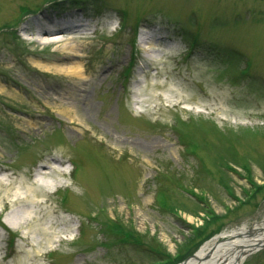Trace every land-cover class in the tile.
Returning <instances> with one entry per match:
<instances>
[{
    "label": "rangeland",
    "instance_id": "374dc122",
    "mask_svg": "<svg viewBox=\"0 0 264 264\" xmlns=\"http://www.w3.org/2000/svg\"><path fill=\"white\" fill-rule=\"evenodd\" d=\"M43 1L0 0V264H176L264 221V0Z\"/></svg>",
    "mask_w": 264,
    "mask_h": 264
},
{
    "label": "bare ground",
    "instance_id": "6f19581e",
    "mask_svg": "<svg viewBox=\"0 0 264 264\" xmlns=\"http://www.w3.org/2000/svg\"><path fill=\"white\" fill-rule=\"evenodd\" d=\"M72 15L74 14L71 12H66L65 14L62 13L63 17L60 21H51V16L47 13H40L39 15L34 16L32 20L35 21V23H33V28L36 38L41 36L62 37L64 33L69 34L71 32H81L83 28L80 27V23L74 22V24H72L64 20L69 19ZM70 37L71 36H67V38ZM67 38L59 40L62 41L59 49L66 52H75L72 45L67 42ZM162 38H164V35L162 34H147L139 39V43H141V47L146 58L153 60V54H161V49L157 48L155 45H158ZM56 42H58V40H56L55 43ZM149 60L147 63H149ZM145 65L147 64H144V66ZM77 68L75 67V70H68V73H74L73 75H75L77 69L81 74L80 68L78 66ZM54 69L60 71V67L56 66ZM42 169H44V171H41ZM42 169H40V172L46 173V169H49V167L45 165ZM53 170L55 169L50 168V171L53 172ZM262 244H264V221L251 226L242 224L240 226L224 230L214 237L204 241L200 244L192 256L176 264H230L239 255L244 257L246 252L257 249L258 247H261Z\"/></svg>",
    "mask_w": 264,
    "mask_h": 264
},
{
    "label": "trees",
    "instance_id": "16d2710c",
    "mask_svg": "<svg viewBox=\"0 0 264 264\" xmlns=\"http://www.w3.org/2000/svg\"><path fill=\"white\" fill-rule=\"evenodd\" d=\"M198 231V230H197ZM127 240V237H121V241L124 242ZM154 240V239H153ZM130 241V242H129ZM128 243H133L135 245H139V244H142L140 239L137 238V237H134V236H130L128 237ZM150 245H153V244H150ZM163 251V250H162ZM162 256L163 257H160L156 260V263L155 264H170L172 259L171 260H167L168 258H164V257H167V254L166 253H162Z\"/></svg>",
    "mask_w": 264,
    "mask_h": 264
},
{
    "label": "water",
    "instance_id": "95a60500",
    "mask_svg": "<svg viewBox=\"0 0 264 264\" xmlns=\"http://www.w3.org/2000/svg\"><path fill=\"white\" fill-rule=\"evenodd\" d=\"M263 245H264V244H263ZM263 245H262V246H263Z\"/></svg>",
    "mask_w": 264,
    "mask_h": 264
}]
</instances>
